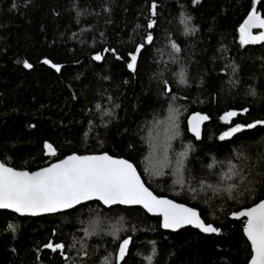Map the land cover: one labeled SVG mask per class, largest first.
Instances as JSON below:
<instances>
[{
  "label": "trees",
  "instance_id": "16d2710c",
  "mask_svg": "<svg viewBox=\"0 0 264 264\" xmlns=\"http://www.w3.org/2000/svg\"><path fill=\"white\" fill-rule=\"evenodd\" d=\"M253 6L264 16V0H0V160L34 172L73 154L124 158L157 196L199 210L225 232H166L160 218L140 208L98 202L39 218L0 211V264H103L105 257L116 264L113 229L121 239L132 237L127 264H149V256L151 264L250 263L245 221L231 215L264 200V124L244 127L231 140L219 137L264 121V42L241 45L239 39ZM186 17L195 31H186ZM151 20L156 26L148 29ZM142 43L132 71L130 54ZM97 54L103 59L95 60ZM229 111L238 114L225 122ZM197 112L211 118L200 142L187 126ZM171 113L178 128L170 126ZM185 151L181 186L176 161ZM165 155L169 164L162 166ZM229 162L241 172L236 181L226 175ZM234 182L231 195L217 191ZM93 223L96 234H86ZM51 242L64 244L68 259L44 250Z\"/></svg>",
  "mask_w": 264,
  "mask_h": 264
},
{
  "label": "snow or ice",
  "instance_id": "6c2138e0",
  "mask_svg": "<svg viewBox=\"0 0 264 264\" xmlns=\"http://www.w3.org/2000/svg\"><path fill=\"white\" fill-rule=\"evenodd\" d=\"M257 3L260 0H256ZM194 3L199 4L200 0H194ZM157 5L155 2L151 5L152 16L156 15ZM191 17H186L185 23L186 31L193 32L195 29L187 28V23ZM156 26V21L151 20L147 24L148 29ZM253 29H264V16L258 13L255 6L252 7L247 18L239 27V39L241 45L257 44L264 42V31L259 34H253ZM146 43L152 44L153 35L149 33L146 36ZM145 44L138 45L135 52L130 54V62L127 67L132 71L136 70L137 59ZM175 52H179V46L173 42L171 44ZM105 51H108L107 49ZM119 58V57H118ZM94 59L99 61L103 57L100 54L94 56ZM44 64H51L57 72L60 71V66L52 64L51 61L45 59ZM25 69L33 67L28 61L23 62ZM180 83H186L183 73H180ZM165 88L164 93H170L172 89L168 87L167 81H163ZM252 95H256L255 90L251 91ZM175 97H172L174 99ZM110 99V98H109ZM101 105L97 104L96 108L100 109ZM118 107V105H117ZM244 113L248 109H242ZM238 113L229 111L225 114L223 119L225 122L231 120ZM172 128H178V116L171 113L168 117ZM209 119L206 115L199 113L193 115L189 120L190 130L200 138V124ZM257 124H264V121H257L246 126L236 125L229 131L224 132L219 139L226 140L239 133L244 127L254 128ZM174 133L173 135H177ZM51 155H55V149L51 144H45ZM188 152L180 153L181 159L176 161V172L178 179L175 181L181 186L185 183L183 172L185 170L184 159ZM169 164L168 157L165 155L162 166ZM216 165L208 164L209 169ZM157 175L161 174L159 171ZM229 179L236 181L241 178V172L231 162L228 165V172L226 173ZM246 179V177H243ZM203 187V182H200ZM211 188L212 185H207ZM196 192L195 188L190 189ZM227 191L230 195L237 190V183L230 184L227 188L217 191ZM86 201H100L103 205L111 207L113 205H142L149 213L163 217L162 226L165 229L178 230L184 226H193L203 233L219 234V229L214 227L211 223H205L201 218V214L192 207H186L182 204H176L172 200L160 198L155 195L145 186L138 174L136 167L126 159L113 158L104 153L100 155H70L67 158L52 164L39 171L29 173L27 171H17L12 167H7L4 163H0V209H12L21 215L36 216L41 213H54L65 209H73L77 205H81ZM234 219L246 218L244 233L250 241L252 256L250 264H264V200L255 204L252 207L233 212ZM91 231L85 229L88 235L96 234V225L93 223ZM11 230H15L14 226L9 225ZM120 229H113L110 233L114 240H118L117 252L115 261L116 264H127L125 257L129 253V246L133 243L132 237H120ZM46 248L54 252L63 254L64 244L45 245ZM86 255V253H85ZM68 259L67 256L64 257ZM149 264H151L152 257H147ZM103 264H111L107 257L104 258Z\"/></svg>",
  "mask_w": 264,
  "mask_h": 264
},
{
  "label": "water",
  "instance_id": "95a60500",
  "mask_svg": "<svg viewBox=\"0 0 264 264\" xmlns=\"http://www.w3.org/2000/svg\"><path fill=\"white\" fill-rule=\"evenodd\" d=\"M257 11H258V9H257ZM261 31H264V29H253V34H255L256 32H261ZM197 113H199L200 115H206V116H208L207 114H203V113H200V112H197ZM197 113H193V114H191L190 116H189V118H188V120H187V126H188V130H189V133H190V135L192 136V137H194L198 142H200V141H202V139H203V136H204V131H205V127L211 122V118L209 117V119H207V120H205V121H203L201 124H200V138L199 139H197L196 138V136L192 133V131L190 130V125H189V120L191 119V117L193 116V115H195V114H197ZM238 133H236L235 135H233L232 137H230L229 139H226V140H231L234 136H236ZM49 152V151H48ZM50 154V153H49ZM77 155V154H76ZM100 155V154H99ZM109 155V154H108ZM50 156H53V155H51L50 154ZM111 156V155H110ZM67 158V157H66ZM113 158H116V157H113ZM65 159V158H64ZM122 159H124V158H122ZM61 161V160H60ZM59 162V161H58ZM58 162H55V163H58ZM130 162V161H129ZM0 163H3L1 160H0ZM55 163H53V164H55ZM132 163V162H131ZM133 164V163H132ZM52 165V164H51ZM50 165V166H51ZM134 165V164H133ZM50 166H48V167H50ZM135 166V165H134ZM7 167H9V166H7ZM136 167V166H135ZM46 168V167H45ZM14 169V168H13ZM42 169H44V168H42ZM137 169V168H136ZM16 170V169H15ZM41 170V169H40ZM17 171H21V170H17ZM37 171H39V170H37ZM27 172H29V173H33V172H30V171H27ZM34 172H36V171H34ZM137 172H138V174H140V172L138 171V169H137ZM140 176H141V174H140ZM141 179H142V181L144 182V180H143V178H142V176H141ZM144 184H145V186L149 189V191H151L152 193H153V195H155V196H157L147 185H146V183L144 182ZM157 197H160V196H157ZM160 198H166V197H160ZM166 199H169V200H172V199H170V198H166ZM174 203H176V204H181V203H178V202H176V201H174V200H172ZM92 202H98V203H100L103 207H105V208H107V209H112V208H115V207H122V208H140V209H142L144 212H146L149 216H152V217H157V218H160L161 219V226H162V224H163V217L162 216H158V215H154L153 213H149L146 209H144L143 208V206L142 205H113V206H111V207H108V206H105V205H103L102 204V202H100V201H86V202H84V203H82L81 205H77L75 208H73V209H65V210H61V211H58V212H54V213H41V214H39V215H36V216H32V215H21V214H19V213H16L15 211H13L12 209H0V211H7V212H11V213H14V214H16V215H18V216H20V217H24V218H39V217H45V216H51V215H58V214H62V213H66V212H70V211H72V210H74V209H76V208H78V207H80V206H83V205H86V204H88V203H92ZM182 205H184V206H186V207H190V206H187V205H185V204H182ZM197 210V209H196ZM199 213H200V211L199 210H197ZM201 214V213H200ZM202 218V217H201ZM203 219V218H202ZM204 220V219H203ZM231 220H234V221H245L246 220V218H241V219H234L233 217H232V215H231ZM205 222V221H204ZM206 223V222H205ZM207 224V223H206ZM214 226V225H213ZM215 227V226H214ZM186 228H192V229H195V230H198L199 232H201L199 229H197V228H195V227H193V226H190V225H188V226H184V227H182V228H180V229H178V230H172V229H165L163 226H162V229L164 230V231H166V232H172V233H175V232H179V231H181V230H183V229H186ZM217 228V227H216ZM220 231H219V234H215V233H212V234H208V233H203V232H201L202 234H204V235H216V236H222V235H224L225 234V232L222 230V229H219ZM245 234V233H244ZM245 237H246V235H245ZM246 239H247V237H246ZM248 240V239H247ZM249 243H250V241H248ZM52 244H54L53 242H51ZM55 245V244H54ZM132 245V244H131ZM131 245L129 246V252H130V249H131ZM251 245V244H250ZM44 250H47V251H50V252H53V253H56V252H54V251H52L51 249H49V248H46V247H44ZM58 252V251H57ZM61 254V253H60ZM64 254H65V249H64V252H63V254H61V256H64ZM129 254V253H128ZM128 256V255H127ZM126 256V257H127ZM65 257V256H64ZM125 257V258H126ZM250 264V263H249Z\"/></svg>",
  "mask_w": 264,
  "mask_h": 264
},
{
  "label": "rangeland",
  "instance_id": "374dc122",
  "mask_svg": "<svg viewBox=\"0 0 264 264\" xmlns=\"http://www.w3.org/2000/svg\"><path fill=\"white\" fill-rule=\"evenodd\" d=\"M232 118H233V117H232ZM232 118H231V119H232ZM224 121H225V120H224ZM228 122H230V121H228Z\"/></svg>",
  "mask_w": 264,
  "mask_h": 264
}]
</instances>
